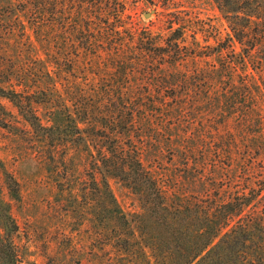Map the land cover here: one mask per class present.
<instances>
[{"label": "trees", "instance_id": "16d2710c", "mask_svg": "<svg viewBox=\"0 0 264 264\" xmlns=\"http://www.w3.org/2000/svg\"><path fill=\"white\" fill-rule=\"evenodd\" d=\"M214 2L228 22L229 32L223 36L208 25L206 46L201 47L206 54L190 51L187 35L192 26L183 16L173 15L169 34L162 37L131 27L126 21L127 0H17L13 6L12 15L22 29L20 18L28 24L45 60H39L42 79L34 71L32 82L22 80L19 67L0 70V100H8L17 109L14 116L0 102V123L11 133L43 143L45 149L40 154L49 160L50 171L58 175L59 165L71 161V148L86 150L92 158L87 190L97 237L117 246L119 258L132 264H151L148 256L155 264H264V165L255 167L259 159L264 163L263 157L250 159L238 184L234 181L223 186L206 181L209 167L216 165L204 158L196 163L201 168L199 174L189 171L185 176L189 184L201 186L189 193L182 192V187L174 188L171 193L146 167L133 136L148 100V96L137 94L134 86L139 85V77L150 75L158 80L161 91L176 90L168 97L159 92L157 100H149L160 110L203 106L209 114L228 117L226 129L238 116L241 135L243 128L251 131L256 118L255 133L263 135L264 118L252 92L254 87L261 89L257 83L234 82L232 90L223 95H211L208 85L202 103L200 97L187 99L190 78L179 72L167 77L163 72L166 65L197 57L227 58L217 72L230 76L248 61L263 71L259 63L264 57L258 56V50L264 47V0ZM171 6L160 5L173 10ZM3 17L7 16L0 11V22ZM262 77L264 90V72ZM99 83L104 90L97 95L92 87ZM247 102L252 103L249 110L244 106ZM260 145L257 151H261ZM178 151H182L183 164L192 170L194 158L186 155L190 151L180 146ZM109 177L124 183L138 197L142 213L129 216L124 212ZM4 182L9 196L19 202V181L6 174ZM69 187L68 194L73 197ZM17 231L11 212L0 206V264H27L14 243ZM103 258L96 256L101 263L110 261Z\"/></svg>", "mask_w": 264, "mask_h": 264}, {"label": "rangeland", "instance_id": "374dc122", "mask_svg": "<svg viewBox=\"0 0 264 264\" xmlns=\"http://www.w3.org/2000/svg\"><path fill=\"white\" fill-rule=\"evenodd\" d=\"M16 1L0 0L1 14L7 16L0 22V70L11 66L19 67L22 70L19 76L24 78L22 80L26 81L27 78L32 82L34 71L42 79V65L39 64V60L44 61L45 55L24 19L20 18L24 24L22 29L15 20V15H12ZM161 4H171L173 10L162 8ZM173 15L183 16L191 22L192 29L187 35V44L191 46V52L197 50L199 54L207 53V50L202 48L206 46L207 31L210 30L208 25L214 26V31L218 30L223 36L229 32L228 22L214 0H127V23L136 30H148L157 37L169 34V20ZM211 43L215 45L213 40ZM258 56L264 57V47L258 50ZM223 61H227V58H189L175 66L166 65L163 72L167 77L179 72L180 76L190 78L188 81L190 96L187 99L192 101L200 97L202 103L206 98L205 88L208 85H211V95H223L230 88L232 90L234 82L257 83L261 89L254 87V91L252 90L254 104L258 106L264 118V90L261 81L264 60L262 62L260 60L259 63L263 71H260L262 70L260 68L254 69V63L248 61L246 65H239L235 75L231 76L223 71L217 72L221 70ZM30 76L32 78H29ZM138 81L139 85L134 86L135 92L148 96V100L146 108L140 111L142 121H139L138 131L133 134L134 141L146 167L161 180L166 191L172 193L174 188L182 187L185 190L182 192L189 193L193 188L200 187L201 184H189L185 176L189 171L194 176L199 174L201 168L196 163L204 158L215 161L212 164L216 165L209 167L208 174L205 175L206 181H216L219 186L234 181L238 184L241 176H244L245 166L251 164L250 159L264 158V133L261 136L255 133L258 130L256 118L252 119L251 131L243 128L244 132L241 135L242 128L239 130L240 124L236 120L238 116L231 119L232 122L230 125L227 124L226 129L224 124L228 117L209 114L208 109L203 106L201 109L192 107L175 112L162 111L157 105L149 104V100H157L159 92L168 97L176 90L161 91L158 80H155L153 75L144 79L139 77ZM18 82L19 79H16L15 83ZM31 85L34 86V83ZM92 88H95L97 95L104 90L101 83ZM0 102L8 112L17 116V109L8 100L2 99ZM248 105L251 107L252 103L247 102L244 105L246 110ZM44 112V107H41L40 113ZM172 115L174 118H171ZM216 128L219 131L215 132ZM259 144L261 151H257ZM179 146L190 151L186 155L194 158L192 170L186 168L190 166L183 164L182 151H178ZM44 149V144L38 140L11 133L0 123V206L11 212L18 226V231L13 235L14 243L19 246L26 263L132 264L126 259L119 258L117 246L112 245L113 243L105 244V240L101 241L97 237L98 229L92 221L90 209L93 202L87 190L92 172V158L86 154V150L71 148L68 151L71 161L67 165H59L61 173L58 175L50 171V162L45 159L46 156H41L40 152ZM63 151L62 149L60 154ZM209 163L211 164V161ZM263 165L259 159L255 167L260 168ZM6 174L13 175L21 184L19 202L8 194L4 182ZM108 179L115 197L126 214L132 216L143 212L138 197L124 183L112 177ZM69 186L73 189V197L68 194ZM97 255L104 257V261L107 259L110 261L101 263L96 259ZM148 258L151 264H155L150 256Z\"/></svg>", "mask_w": 264, "mask_h": 264}, {"label": "water", "instance_id": "95a60500", "mask_svg": "<svg viewBox=\"0 0 264 264\" xmlns=\"http://www.w3.org/2000/svg\"><path fill=\"white\" fill-rule=\"evenodd\" d=\"M148 16H149V14L146 15V17H148Z\"/></svg>", "mask_w": 264, "mask_h": 264}]
</instances>
